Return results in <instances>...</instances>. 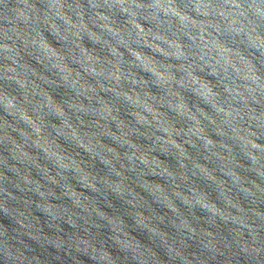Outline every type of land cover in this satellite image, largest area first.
Here are the masks:
<instances>
[{"label":"water","instance_id":"1","mask_svg":"<svg viewBox=\"0 0 264 264\" xmlns=\"http://www.w3.org/2000/svg\"><path fill=\"white\" fill-rule=\"evenodd\" d=\"M0 264H264V0H0Z\"/></svg>","mask_w":264,"mask_h":264}]
</instances>
